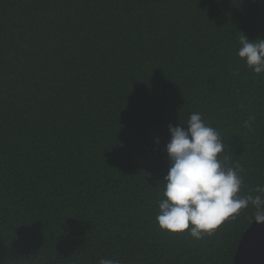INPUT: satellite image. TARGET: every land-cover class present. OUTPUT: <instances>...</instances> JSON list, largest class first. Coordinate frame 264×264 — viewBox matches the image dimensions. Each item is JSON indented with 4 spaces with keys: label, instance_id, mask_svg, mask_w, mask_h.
<instances>
[{
    "label": "trees",
    "instance_id": "obj_1",
    "mask_svg": "<svg viewBox=\"0 0 264 264\" xmlns=\"http://www.w3.org/2000/svg\"><path fill=\"white\" fill-rule=\"evenodd\" d=\"M244 33L264 38V0H0V264H233L251 205L199 239L156 216L192 113L240 194L264 185Z\"/></svg>",
    "mask_w": 264,
    "mask_h": 264
},
{
    "label": "clouds",
    "instance_id": "obj_2",
    "mask_svg": "<svg viewBox=\"0 0 264 264\" xmlns=\"http://www.w3.org/2000/svg\"><path fill=\"white\" fill-rule=\"evenodd\" d=\"M238 56L256 74H264V38L239 37ZM180 121V120H179ZM165 151L170 167L163 181V198L156 220L162 229L201 238L212 234L225 220L250 205L255 219L264 221V185L241 195L243 184L238 169L229 166L224 139L208 126L199 113L185 122L169 124ZM155 142L160 143L157 137ZM99 264H113L101 259Z\"/></svg>",
    "mask_w": 264,
    "mask_h": 264
},
{
    "label": "water",
    "instance_id": "obj_3",
    "mask_svg": "<svg viewBox=\"0 0 264 264\" xmlns=\"http://www.w3.org/2000/svg\"><path fill=\"white\" fill-rule=\"evenodd\" d=\"M233 264H264V221L254 219L244 232Z\"/></svg>",
    "mask_w": 264,
    "mask_h": 264
}]
</instances>
